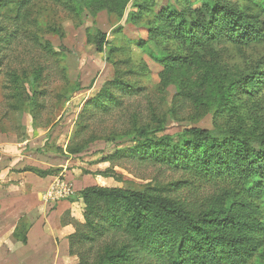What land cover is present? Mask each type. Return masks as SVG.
Masks as SVG:
<instances>
[{"label":"rangeland","instance_id":"obj_1","mask_svg":"<svg viewBox=\"0 0 264 264\" xmlns=\"http://www.w3.org/2000/svg\"><path fill=\"white\" fill-rule=\"evenodd\" d=\"M21 1L9 0L0 8V38L11 39L8 46L0 43V142L29 140L28 150L49 155L50 164L57 165L71 157L63 154L69 144L73 149L95 140L72 156L61 179L70 182L74 194L45 192L61 208L64 223H84L76 198L88 187L150 190L196 214L229 190L227 182L195 181L166 163L126 158L103 162L117 150L132 148L138 136L179 144L188 140L185 132L190 129L222 138L254 128L255 134H263L253 146L264 149V90L249 97L240 86L257 64L264 65V40L242 49L241 55L225 38L164 43L160 49L149 40L150 10L155 15L174 10L189 20L202 8V0H33L18 9ZM217 1L238 6L237 0ZM135 2L147 11L136 9ZM195 30L199 39L202 25ZM101 36L107 45L98 52ZM153 55L167 57L169 66L154 61ZM179 57L185 63L174 64ZM128 72L124 82L141 88L140 95L123 97L112 114H96L85 128L76 129L84 102ZM223 95L229 105L219 114ZM104 172L114 178L96 176ZM248 264H264V244Z\"/></svg>","mask_w":264,"mask_h":264},{"label":"trees","instance_id":"obj_2","mask_svg":"<svg viewBox=\"0 0 264 264\" xmlns=\"http://www.w3.org/2000/svg\"><path fill=\"white\" fill-rule=\"evenodd\" d=\"M32 1L22 0L17 4L18 9L26 8ZM149 2L147 6L151 9L153 3ZM237 2L238 6H229L221 5L217 0H202V8L189 20L174 10L167 15L164 12L155 15L149 9L152 15L146 22L149 40L160 49L164 43L201 44L199 42L206 38H225L241 55L242 49L264 40V0ZM7 3L9 0H0V8ZM134 7L141 12L147 11L136 2ZM131 16L140 21V16ZM15 18H20L18 12ZM201 25L204 32L198 39L195 29ZM10 42L7 35L0 38L1 44L8 46ZM106 45L105 37L101 36L96 44L97 51L101 52ZM136 46L141 48L142 43ZM152 57L169 66L167 57ZM182 63L185 61L181 57L176 63L174 61V64ZM130 75L129 72L118 75L87 99L78 114L76 129L85 128L88 118L96 114H112L122 106L123 97L139 96L141 88L124 82ZM12 80L15 79L12 77ZM240 86L249 97L264 90L262 62ZM222 97L217 108L219 114L229 105L227 97ZM256 132L254 128H243L219 138L206 130L190 129L185 132L190 140L179 144L143 139V136L133 138L132 148L117 150L103 162L113 163L126 158L166 163L195 181L227 182L229 190L213 200L206 211L196 214L195 210L190 213L150 190L85 188L76 198L83 206L84 223L74 225L75 231L67 239L69 256L77 259L76 264H248L264 244V149L256 148L252 143L263 133ZM94 141L73 149L69 144L67 155L79 154ZM32 172L40 177L52 173L35 169ZM106 173L96 176L114 178ZM29 227L30 224L22 220L13 234L23 245Z\"/></svg>","mask_w":264,"mask_h":264},{"label":"crops","instance_id":"obj_3","mask_svg":"<svg viewBox=\"0 0 264 264\" xmlns=\"http://www.w3.org/2000/svg\"><path fill=\"white\" fill-rule=\"evenodd\" d=\"M27 145L29 140L0 142V264H75L67 240L74 227L45 195L63 179L72 157L63 152L69 158L53 165L49 155ZM33 169L52 173L40 177ZM22 220L30 224L25 245L13 235Z\"/></svg>","mask_w":264,"mask_h":264},{"label":"built area","instance_id":"obj_4","mask_svg":"<svg viewBox=\"0 0 264 264\" xmlns=\"http://www.w3.org/2000/svg\"><path fill=\"white\" fill-rule=\"evenodd\" d=\"M52 190L56 191L57 194L61 197H63L64 195L69 196L74 194V190L72 189V185L70 184V182L66 180H61V178L56 179L55 186L54 188H52Z\"/></svg>","mask_w":264,"mask_h":264}]
</instances>
